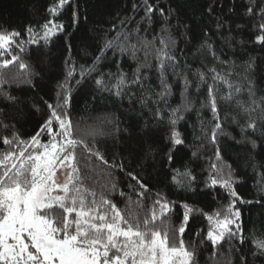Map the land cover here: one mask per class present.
<instances>
[{
  "label": "snow or ice",
  "instance_id": "1",
  "mask_svg": "<svg viewBox=\"0 0 264 264\" xmlns=\"http://www.w3.org/2000/svg\"><path fill=\"white\" fill-rule=\"evenodd\" d=\"M214 6L212 2L206 7L209 16L213 15ZM47 12L50 18L35 30L29 26L26 29L29 39L23 42L22 33L16 29H0V97L7 103L15 104L17 98L4 85L26 84L35 88L38 83L35 81L38 74L21 57L30 51L25 44L36 46L35 55L39 59L44 47L66 33V25L59 18L67 12L72 27L80 23L78 0H53ZM157 14L164 18L160 32L148 39L142 33L151 30L144 25H150ZM245 15L258 19L253 26L257 33L253 42L264 46V0H247ZM216 27L223 28V22L217 19ZM173 28H182L180 34L190 44L192 28L180 20L170 3L135 0L131 13L121 18L118 25H112L114 34L103 39L90 64L80 65L77 73L70 59L65 62L68 67L65 78L58 83L54 99L43 101L45 119L33 135L22 138L14 125L0 122L5 130L11 127L10 135L0 136V148H4L0 152V264H199L205 246H210L212 255L217 256L225 243L244 244L239 205L264 206V183L258 182L260 199L256 201L244 199L237 191L242 178L221 154V137L228 135L225 128L228 117L221 116L219 106L235 102L244 117L243 124L232 118L241 133L236 143L247 144L251 152L264 147V96L257 97L251 78L254 61L250 60L245 67L248 100L241 102L237 96L245 89L232 82L231 70H218L228 61L217 54L208 31H204L205 39L196 47L193 58L197 53L210 55L214 66L203 65L193 71L187 62L181 67V55L187 53L178 48ZM109 53L114 57L116 70L99 71ZM129 58L136 62V67L126 72L121 60L126 62ZM14 65L20 71L11 77L2 71ZM169 69L182 82L183 94L177 107L168 103L172 95ZM150 71L156 73L158 83L151 81ZM89 78L99 93L120 101L126 99L133 112L138 104L142 114L151 118L144 125L147 134L152 131L150 124L167 123L165 155L169 163L177 146L185 144L178 124L185 112L193 110L189 90L195 87L199 92L203 88L206 95L201 108L210 112L211 121H200L197 147L210 145L215 149L204 187L219 186L227 204L206 213L187 202L171 200L166 193L153 191L136 171L126 169L122 159L115 155L111 160L106 158L98 147L95 130L89 132L88 138L79 136L71 116L73 88ZM33 108L40 111L36 105ZM103 122L118 129L114 117H106ZM257 133L259 137L253 138ZM129 148L132 149L131 144ZM250 166L255 171V163L250 162ZM171 171L175 187L198 194L197 177L190 169ZM116 172L125 174L127 181H121ZM121 183H126L127 190L121 188ZM120 201L124 202L123 208L118 206ZM177 207L182 212L174 221ZM197 213L206 218L208 227L195 233L197 239L187 240L185 233ZM252 243L255 252L246 253L242 247L230 249L236 264H253L251 257L264 258V239L254 237ZM228 264L233 261L228 260Z\"/></svg>",
  "mask_w": 264,
  "mask_h": 264
},
{
  "label": "trees",
  "instance_id": "2",
  "mask_svg": "<svg viewBox=\"0 0 264 264\" xmlns=\"http://www.w3.org/2000/svg\"><path fill=\"white\" fill-rule=\"evenodd\" d=\"M134 2L135 0H78L80 23L72 27L70 15L67 12L59 18V22L66 25V33L54 38L50 46L44 47L43 55L39 59L35 55L36 46L25 44V48L30 51L22 53L21 57L38 74L35 77L38 83L35 88L26 84L3 86L17 100L15 104H10L0 97V122L14 125L22 138L27 139L33 135L45 119L43 101L51 102L54 99L58 83L65 78L68 71L65 62L70 59L76 65L77 73L80 65L90 64L103 39L114 34L111 31L112 25H118L121 18L131 13V5ZM212 2L215 5L214 13L209 16L205 9ZM162 3H170L171 7L177 10L180 20L192 28L190 44L186 43L184 36L180 34L183 32L182 28L172 30L178 48L187 53V55H181L182 68L185 62L191 65L193 71L202 69L203 65L214 66L210 55L197 53L193 58L196 47L205 39L204 31H208L217 54L222 60L228 61L222 69L218 68V70H231L232 82L240 84L245 89L238 94L237 99L241 102L248 100L244 78L245 67L250 60L254 61V75L251 78L255 82L256 95L264 96V46L253 42L257 34L253 26L258 23V19L245 15L247 0H162ZM52 4L53 0H0V29H16L22 33L20 40L23 42L29 39L26 33L29 26L35 30L50 18L47 9ZM163 19L158 14L153 17L150 25H144L151 31L142 35L152 39L153 35L160 32ZM217 19L224 24V27L219 30L216 27ZM172 23L175 25L176 21L173 20ZM190 48L191 51H189ZM140 56L143 59V53H140ZM113 60L114 57L109 53L107 59L100 65L99 71L114 72L116 66ZM121 64L126 72H131L136 67V62L130 58L126 62L121 60ZM2 71L8 72L11 77L20 70L18 65H14L10 70ZM148 74L152 82L158 83L154 71ZM76 78L79 79V76L77 75ZM168 80L172 85V95L168 98V103L172 107H177L181 103L183 94L182 82L177 76L171 74V69H169ZM154 90L158 91V89ZM189 91L193 110L185 112L184 119L178 124V130L182 133L185 144L177 146L171 163L165 155L168 144L167 123L150 124L152 131L151 134H147L144 125L151 118L142 114L140 106L137 104L136 111L133 112L126 99L120 101L107 93H99L91 78L83 80L79 86L73 88L71 116L79 136L88 138L89 132L95 130L98 147L105 152L106 158L111 160L115 155L122 159L125 168L136 171L153 191L164 192L171 200L187 202L202 209L203 212L212 213L221 205H226L228 201L224 190L219 186L215 189L204 187L210 158L215 149L210 145L197 147L199 141L196 135L199 133L200 121L203 119L210 122L211 114L208 110L201 108L206 95L204 89L198 92L193 87ZM33 105L39 107L40 111H36ZM219 107L221 116L228 117L225 123L228 135L222 136L220 142L223 160L230 164L242 178L237 191L244 199L259 200L258 182L264 183V147L251 152L247 144L236 143L241 139V133L232 118L236 117L243 124L244 117L239 114L235 102L221 103ZM143 111L147 112V109ZM106 117H114L119 130L112 124L104 123ZM10 132L11 127L7 130L0 127V136L10 135ZM258 137L259 133L253 138ZM130 144L132 149L129 148ZM2 151L4 148H0V152ZM193 152L197 155L193 156ZM250 162L255 163V171L250 166ZM186 167L197 177L198 194L185 192L171 182L170 177L174 174L171 170L179 169L183 172ZM115 175L121 181H127L125 174L116 172ZM120 186L127 190L126 183H121ZM118 206L123 208L124 202L120 201ZM239 207L242 212L244 244L240 245L238 241L231 242V245L225 243L223 248L218 250L221 254L217 256L212 255L213 249L210 246H205L201 250L199 264H228V260L236 264V257L230 254V249L242 247L246 253L256 251L252 243L253 238L264 239V206L253 203L239 205ZM181 212V208L175 209L174 221L178 220ZM207 227L206 218L199 213L195 214L190 220L185 239H197L195 233ZM251 258L253 264H264V258L259 260Z\"/></svg>",
  "mask_w": 264,
  "mask_h": 264
}]
</instances>
